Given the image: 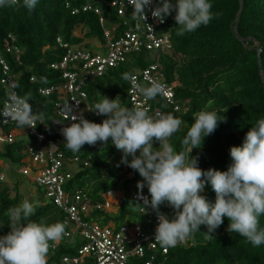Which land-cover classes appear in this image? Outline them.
Segmentation results:
<instances>
[{
    "label": "trees",
    "instance_id": "1",
    "mask_svg": "<svg viewBox=\"0 0 264 264\" xmlns=\"http://www.w3.org/2000/svg\"><path fill=\"white\" fill-rule=\"evenodd\" d=\"M66 2L69 9L65 8ZM105 2L109 0H39L30 13L20 4L0 8V56L8 63L11 72L17 74L18 93L21 96L30 93L29 103L33 112L43 113L41 119L47 125L49 139L55 138L52 130L57 117L53 103L57 101V94L41 97L36 89L62 83L61 73L50 68L62 56L55 39L60 37L63 42L74 45L92 35L104 43L97 16L81 12L70 15L71 8H80L85 3L97 6L105 17L106 27L117 25L113 35L115 38L121 36L129 26L130 12L118 16L116 9L106 6ZM211 4L214 18L207 26L202 25L192 33L177 36L174 13H170L156 28L158 34L167 35L168 51L130 53L118 66L106 69L101 77L87 80L84 91L91 107L101 96H106L131 108L127 97L128 81L122 79V74L131 75L155 63L163 82L174 84L173 103L166 104L157 96L152 108L155 106L161 113H171L184 122L180 130L169 138V143L176 151L187 154L190 146L182 145L181 140L192 123L193 114L202 109L215 111L218 117H223L222 122H218L216 129L203 138L199 148L191 149L189 155L197 158L198 167L202 170L224 171L230 163L229 147L238 146L251 125L264 116V0H211ZM80 28L85 29L83 38L75 36ZM10 39L19 50L18 62L12 53L4 52V43ZM83 49L89 50L86 46ZM31 77L38 83L30 84ZM5 94V88L0 85V107ZM104 118L90 116L89 121L100 123ZM15 128H19L15 123L0 127L5 134ZM3 145L0 159H8L13 165H18L21 158L18 153L26 145ZM153 147H158V144L153 142ZM58 148L65 158L78 159L71 169V178L62 186L63 191L84 195L91 204H103L104 196L112 191L119 195L116 212L92 209L83 218L84 222H95L100 227L113 229L125 225L130 227L134 223L144 226L146 217L140 207L145 211L147 207L132 197L137 182H142V178L135 170L120 163L121 153L110 142L84 144L78 153L66 149L63 142ZM14 175V183L10 187L6 182L0 184V224H3L0 231H5V234L9 231L6 210L23 199L40 203L32 220L64 222L66 215L51 200L45 202L42 196L27 193L24 197L19 189L23 184L20 175ZM142 191L148 194L147 188ZM202 195L214 201V192L207 185ZM159 211L169 217L172 215V209L166 205H160ZM227 224V218H223L221 225L209 233L211 237L205 234V226L200 225L199 231L191 238L178 242L165 255L156 252L158 257L153 264H264V245L253 247L243 237L228 232ZM259 225L264 227V215L259 218ZM79 242L77 238L69 237L50 242L47 264H62L63 257L75 254ZM84 261L89 264L88 259ZM142 263L138 259L129 261V264Z\"/></svg>",
    "mask_w": 264,
    "mask_h": 264
},
{
    "label": "clouds",
    "instance_id": "2",
    "mask_svg": "<svg viewBox=\"0 0 264 264\" xmlns=\"http://www.w3.org/2000/svg\"><path fill=\"white\" fill-rule=\"evenodd\" d=\"M38 3L39 0H0V8L20 4L30 13ZM128 4L132 8L131 18L144 22L145 10L153 5V0H128ZM211 9V0H156L151 16L162 23L165 17L174 13L176 35L182 36L202 25L207 26L214 18ZM84 35V28L79 35L75 34L80 38ZM81 44L74 46L83 48ZM122 79L129 81L131 77L124 73ZM132 86L145 103L166 94L165 86L157 80L147 84L133 82ZM30 99V93L18 96L9 90L0 107V119L13 121L20 127L17 129L24 131L25 126L34 127L37 120H42L43 113L33 112ZM64 110L71 114L68 103ZM88 110L105 118L94 123L83 115H71L74 122L60 129L64 147L78 153L84 144L108 141L121 153L120 163L135 170L142 178V182L136 184L137 189L147 188L149 195L140 196V199L144 206L156 213L154 239L167 251L178 242L191 238L199 231L200 225L205 226V234L211 237L209 233L221 225L223 218L228 220V232L238 234L253 247L264 245V227L259 225V218L264 215V116L251 125L238 146L229 147L230 163L226 170L220 171L200 169L197 158L189 155L191 149L199 148L203 138L216 129L218 122H222L223 117H218L213 110L202 109L193 114L192 123L181 140L182 145L190 146L187 154L176 151L169 143V138L184 123L171 113L150 115L143 106L128 108L117 99L106 96H101ZM153 142L158 147L154 148ZM24 149L23 155L27 157ZM3 176L5 179L1 183H7L6 175ZM206 185L214 192V201L202 195ZM160 205L170 207L172 215L169 217L160 212ZM39 207V201L23 199L6 210L9 231L0 235V264H47L50 242L62 240L67 232L69 238L80 241V246L75 254L65 257L76 255L82 247L84 243L79 235L71 232L64 222L32 220ZM140 208L145 211V208ZM141 262L144 264L145 261Z\"/></svg>",
    "mask_w": 264,
    "mask_h": 264
},
{
    "label": "built area",
    "instance_id": "3",
    "mask_svg": "<svg viewBox=\"0 0 264 264\" xmlns=\"http://www.w3.org/2000/svg\"><path fill=\"white\" fill-rule=\"evenodd\" d=\"M155 3L156 0H153V5ZM105 5L116 9L118 16H124L126 12H130L129 16L131 17L132 8L128 4V0H109V2H105ZM153 5H149L145 10L146 19L144 22L131 18L128 28L117 38L113 35L117 30V25L106 27L105 17L102 16V11L97 6L85 3L80 8H71L70 15L74 16L81 12L92 13L98 17L105 54L70 45L57 37L55 45L57 49L62 50V56L61 60L50 65V68L61 73L62 83L50 87L38 86L36 89L37 94L41 97L57 94V101L53 103V112L57 117L56 125L52 130L55 138H48L47 125L42 120H37L34 127L25 126V135L28 141L24 153L31 165L23 164L18 173L28 178L30 183L37 188L43 189L45 198L51 200L54 206L66 215L64 220L66 227H69L71 232L77 233L84 243L76 255L63 257L62 264H85V259L89 260V264H127L133 258L144 260V264H152L156 252L159 251L162 254L167 252V248L162 247L154 239V229L157 223L156 213L149 207L146 211L140 210L146 217L143 227L140 224H134L132 227L121 226L118 229H113L100 227L95 222H84L83 218L92 209L107 210L112 203L108 199L113 197L114 192H109L104 196L103 204H91L84 195L69 194L63 191L62 186L71 178V169H74V164L78 163V159L65 158L58 148L59 144L63 142L60 129L74 122L71 120V115L77 117L83 115L88 121L90 116H100L94 111L88 110L91 109V106L84 91L87 80L101 77L106 69L118 66L130 53H139L142 50L148 52L169 50L167 35H160L156 32V28L163 22L161 23L151 16ZM69 7V3L66 2L65 8L69 9ZM12 43V39L10 42L5 41L4 52L12 53L15 62H18L19 50ZM0 72V85L6 90L3 102L7 99L9 90L15 91L18 96H21L14 87L17 74L11 72L8 63L2 56H0ZM130 77L127 97L131 108L139 105L145 107L150 115L161 113L158 108L155 106L152 108L151 105L153 102L156 104L158 99L155 98L145 103L133 88V82L142 84H147L151 80L161 82L165 86L166 94L159 97L166 104L173 103L172 88L174 84L167 85L163 82V76L155 63L143 70L135 71ZM29 83L37 84L38 82L31 77ZM67 103L71 107V114L64 110ZM173 109L177 108L173 107ZM14 123L11 120L0 119V127L12 126ZM15 129H10L6 134L0 129V145L14 143L11 131ZM84 166H86L85 163ZM4 179L3 174L0 173V183ZM142 190L136 188L132 193V197L138 200L141 205L143 202L140 196H148ZM69 235L68 232L65 234L66 237Z\"/></svg>",
    "mask_w": 264,
    "mask_h": 264
},
{
    "label": "crops",
    "instance_id": "4",
    "mask_svg": "<svg viewBox=\"0 0 264 264\" xmlns=\"http://www.w3.org/2000/svg\"><path fill=\"white\" fill-rule=\"evenodd\" d=\"M80 31H81V28L77 29L76 35H79ZM81 36L82 35H80V37ZM11 134L14 137V143L15 144L21 143L22 145H24L28 141L27 137L25 136V131L24 130H21V129L12 130ZM3 146L4 145H0V152H2ZM18 154L21 157L20 158V162L18 163V165H13L8 159H0V173L6 175V179L9 178L8 183H11V182L14 183V179H15V177H14L15 175L14 174H18V169L22 166L21 164H27L29 166L31 165L29 160H28V158L23 155V150L21 152H19ZM21 182L26 184V185L22 184L19 187V189L23 192L25 190L22 187H26V186L30 185V183H29V180L26 179V178H24V179L22 178ZM8 186H9V184H8ZM27 194L30 195L29 192ZM23 196L26 197L24 194H23ZM108 200L112 201V203H115L118 199H116V197L114 196V198L111 197ZM113 201H115V202H113Z\"/></svg>",
    "mask_w": 264,
    "mask_h": 264
},
{
    "label": "rangeland",
    "instance_id": "5",
    "mask_svg": "<svg viewBox=\"0 0 264 264\" xmlns=\"http://www.w3.org/2000/svg\"><path fill=\"white\" fill-rule=\"evenodd\" d=\"M82 34V32L80 33ZM81 43H84V44H81L83 47H87V49H89L90 51H96L100 54H105V48L103 46V44L100 42V40L97 38V37H94L92 35H88L87 37H84V39H82ZM14 154L16 155L17 152L15 151ZM20 179L22 180V178L24 179L25 177L23 176H19ZM9 180V178H7V181ZM9 184V187L10 185H12V182L11 183H8L7 182V186ZM24 184V183H23ZM26 185V184H24ZM25 191H23L22 193L25 195L26 193H30V196H35V197H38L39 195L42 196V198L44 199L45 202L48 201L47 198L44 197V191L43 189H38L36 186L34 185H28L26 187H22ZM11 196H13V192L11 191ZM27 196V195H25ZM113 196L116 197V199H118L115 203H111L109 205V208L107 209L108 212H116V209L118 207V204H119V195L118 193L114 192ZM112 202V201H111ZM5 234V231H0V235H4Z\"/></svg>",
    "mask_w": 264,
    "mask_h": 264
},
{
    "label": "water",
    "instance_id": "6",
    "mask_svg": "<svg viewBox=\"0 0 264 264\" xmlns=\"http://www.w3.org/2000/svg\"><path fill=\"white\" fill-rule=\"evenodd\" d=\"M257 51H258V52H260V49H259V48H257Z\"/></svg>",
    "mask_w": 264,
    "mask_h": 264
}]
</instances>
